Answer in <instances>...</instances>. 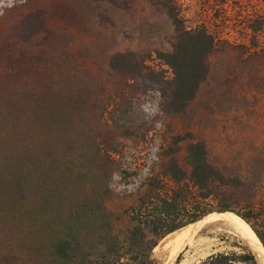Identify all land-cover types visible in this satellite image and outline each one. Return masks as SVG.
Instances as JSON below:
<instances>
[{
  "label": "rangeland",
  "instance_id": "1",
  "mask_svg": "<svg viewBox=\"0 0 264 264\" xmlns=\"http://www.w3.org/2000/svg\"><path fill=\"white\" fill-rule=\"evenodd\" d=\"M165 2L217 44L180 114L163 111L141 67L172 76L156 57L179 40ZM0 13V264H83L63 257L110 249L131 232L136 190L152 177L172 188L164 170L178 136L182 165L187 144L201 141L214 166L243 181L264 235V0H3ZM28 16L40 31L26 30ZM127 52L137 61L114 68ZM220 226L179 262L249 249ZM170 235L153 250L161 264Z\"/></svg>",
  "mask_w": 264,
  "mask_h": 264
},
{
  "label": "trees",
  "instance_id": "2",
  "mask_svg": "<svg viewBox=\"0 0 264 264\" xmlns=\"http://www.w3.org/2000/svg\"><path fill=\"white\" fill-rule=\"evenodd\" d=\"M112 2L113 0H94ZM168 15L179 33L178 44L173 52H157V58L171 71L155 70L142 65L147 88L157 90L167 114L183 113L197 97L203 82L208 78V58L216 48L215 37L204 27L188 29L169 2L164 3ZM32 34L40 31L43 23L35 16L23 21ZM132 52L116 54L111 63L114 68L125 69L137 61ZM167 149L170 160L165 165L164 175L173 184L169 190L163 180L152 177L143 191L136 190L132 207L125 211L131 219V232L115 239L110 249L92 254H66L70 263L83 264H161L153 250L168 235L191 223L198 222L213 212H233L246 221L264 245V235L258 229L254 209L245 201L243 181L226 177L209 160L206 144L190 142L186 146L184 165L176 158L180 144L185 141L178 136ZM227 192L231 197L227 196ZM223 197V198H222ZM212 201H215L212 203ZM182 254L178 257L181 260ZM200 264H258L255 254L248 249L242 253H216Z\"/></svg>",
  "mask_w": 264,
  "mask_h": 264
},
{
  "label": "bare ground",
  "instance_id": "3",
  "mask_svg": "<svg viewBox=\"0 0 264 264\" xmlns=\"http://www.w3.org/2000/svg\"><path fill=\"white\" fill-rule=\"evenodd\" d=\"M216 225L228 228L243 240L244 244L255 254L259 263L264 264V245L262 241L253 228L233 212L212 213L202 220L191 223L179 231L172 233L170 235V244L173 249L170 252V260L166 264H175L180 254L188 248L196 249L205 245L207 243V237H203V234L208 230L211 231V228ZM177 264H191V260H182Z\"/></svg>",
  "mask_w": 264,
  "mask_h": 264
},
{
  "label": "water",
  "instance_id": "4",
  "mask_svg": "<svg viewBox=\"0 0 264 264\" xmlns=\"http://www.w3.org/2000/svg\"><path fill=\"white\" fill-rule=\"evenodd\" d=\"M220 213H224V212H220ZM243 220H244V219H243ZM165 260H166V261H164L162 264H166V263L170 260V254L167 255V257H166ZM177 263H178V259H177V261H176L175 264H177Z\"/></svg>",
  "mask_w": 264,
  "mask_h": 264
},
{
  "label": "clouds",
  "instance_id": "5",
  "mask_svg": "<svg viewBox=\"0 0 264 264\" xmlns=\"http://www.w3.org/2000/svg\"><path fill=\"white\" fill-rule=\"evenodd\" d=\"M10 3H11V0H10ZM0 4H3V0H0ZM0 14H2V13H0Z\"/></svg>",
  "mask_w": 264,
  "mask_h": 264
}]
</instances>
